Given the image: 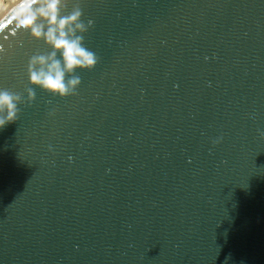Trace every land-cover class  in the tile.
Instances as JSON below:
<instances>
[{
  "label": "water",
  "instance_id": "obj_1",
  "mask_svg": "<svg viewBox=\"0 0 264 264\" xmlns=\"http://www.w3.org/2000/svg\"><path fill=\"white\" fill-rule=\"evenodd\" d=\"M77 2L100 59L67 98L29 83L23 1L0 19V89L36 94L0 129V264H264V0Z\"/></svg>",
  "mask_w": 264,
  "mask_h": 264
},
{
  "label": "clouds",
  "instance_id": "obj_2",
  "mask_svg": "<svg viewBox=\"0 0 264 264\" xmlns=\"http://www.w3.org/2000/svg\"><path fill=\"white\" fill-rule=\"evenodd\" d=\"M68 2L23 0V7L16 15V28L28 31L33 39L43 41L50 49L44 53L38 51L30 57L27 63L29 83L60 98L77 95L81 78L74 73L76 70H93L100 59L84 43V34L93 21L85 23L82 20L83 10L78 2L67 12ZM26 91L25 99L21 93L0 89V129L18 121L19 105L33 104L36 99L33 88ZM221 139L214 140L213 145L219 144Z\"/></svg>",
  "mask_w": 264,
  "mask_h": 264
},
{
  "label": "bare ground",
  "instance_id": "obj_3",
  "mask_svg": "<svg viewBox=\"0 0 264 264\" xmlns=\"http://www.w3.org/2000/svg\"><path fill=\"white\" fill-rule=\"evenodd\" d=\"M22 1L23 0H6L0 5V19Z\"/></svg>",
  "mask_w": 264,
  "mask_h": 264
},
{
  "label": "rangeland",
  "instance_id": "obj_4",
  "mask_svg": "<svg viewBox=\"0 0 264 264\" xmlns=\"http://www.w3.org/2000/svg\"><path fill=\"white\" fill-rule=\"evenodd\" d=\"M6 0H0V5H2Z\"/></svg>",
  "mask_w": 264,
  "mask_h": 264
},
{
  "label": "snow or ice",
  "instance_id": "obj_5",
  "mask_svg": "<svg viewBox=\"0 0 264 264\" xmlns=\"http://www.w3.org/2000/svg\"><path fill=\"white\" fill-rule=\"evenodd\" d=\"M21 7H23V5H21Z\"/></svg>",
  "mask_w": 264,
  "mask_h": 264
}]
</instances>
